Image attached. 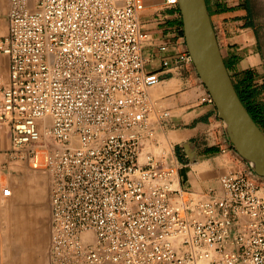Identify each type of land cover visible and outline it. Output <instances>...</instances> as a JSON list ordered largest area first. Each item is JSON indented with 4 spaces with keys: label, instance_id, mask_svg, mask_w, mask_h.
Wrapping results in <instances>:
<instances>
[{
    "label": "built area",
    "instance_id": "2783aa9c",
    "mask_svg": "<svg viewBox=\"0 0 264 264\" xmlns=\"http://www.w3.org/2000/svg\"><path fill=\"white\" fill-rule=\"evenodd\" d=\"M143 9L10 0L0 128L9 157L50 176L54 264H264V176L247 164L198 196L180 188L174 161L145 151L160 78L145 70ZM174 60L194 67L186 45Z\"/></svg>",
    "mask_w": 264,
    "mask_h": 264
},
{
    "label": "crops",
    "instance_id": "0c3cea01",
    "mask_svg": "<svg viewBox=\"0 0 264 264\" xmlns=\"http://www.w3.org/2000/svg\"><path fill=\"white\" fill-rule=\"evenodd\" d=\"M205 1L223 59L232 66L229 74L233 84L247 70L254 74L257 85L263 84L264 0L262 14L253 0ZM143 2L139 22L146 35L142 43L145 70L160 78L149 89L153 104L150 125L155 136L149 144L146 141L145 150L146 146L158 149L168 145L170 158L178 167L181 189L198 196L211 191L219 193L220 177L245 168L247 162L235 152L214 101H203L210 93L195 66L175 63L177 49L186 45L178 4L166 0ZM218 4L234 10L217 12ZM9 7L10 0H0V34L4 32L0 38L8 33ZM160 46H166V50L161 51ZM164 59L169 61L168 66L162 65ZM3 75L6 78L0 81V87L7 85L9 77V58L1 52L0 79ZM261 99L264 100V92ZM162 112L168 115L162 116ZM8 137L6 126L1 125L0 142ZM12 192L10 199H18L14 201L16 210L8 211L10 199L0 205V264H46V194L30 181ZM31 195L35 198L32 203Z\"/></svg>",
    "mask_w": 264,
    "mask_h": 264
},
{
    "label": "water",
    "instance_id": "95a60500",
    "mask_svg": "<svg viewBox=\"0 0 264 264\" xmlns=\"http://www.w3.org/2000/svg\"><path fill=\"white\" fill-rule=\"evenodd\" d=\"M184 36L195 69L213 98L235 152L264 176V132L235 90L205 0H178Z\"/></svg>",
    "mask_w": 264,
    "mask_h": 264
},
{
    "label": "rangeland",
    "instance_id": "374dc122",
    "mask_svg": "<svg viewBox=\"0 0 264 264\" xmlns=\"http://www.w3.org/2000/svg\"><path fill=\"white\" fill-rule=\"evenodd\" d=\"M254 6L257 8L258 12L262 14L263 12V0H253ZM4 34L2 32L0 35ZM1 53V52H0ZM224 60V59H223ZM225 62V61H224ZM232 68V67H231ZM228 70V69H227ZM231 71V69H230ZM229 72V71H228ZM4 77V75H3ZM0 79V81H4L6 77ZM231 77V76H230ZM232 79V78H231ZM233 81V80H232ZM10 140L8 137L0 142V205H4L6 199H10L12 195V191L14 188H19L23 185L24 182L30 181L34 183L37 189H40L42 192L46 194V202H47V258L46 264H54L53 256L51 253V201H50V176L39 170L33 169L31 164L27 161L19 160L17 158L9 157L10 154ZM145 151H151L159 160L172 162L170 156L172 155V151L168 145H164L163 147H159L158 149H154L152 147L146 146ZM3 189H8L9 193H4ZM35 198L31 195L29 200L30 203L33 202ZM16 200V201H15ZM18 201L17 196L12 197L10 202L8 203V211L14 212L16 210V204L14 203ZM14 203V204H13ZM38 264V263H37ZM201 264H208V262H202Z\"/></svg>",
    "mask_w": 264,
    "mask_h": 264
},
{
    "label": "trees",
    "instance_id": "16d2710c",
    "mask_svg": "<svg viewBox=\"0 0 264 264\" xmlns=\"http://www.w3.org/2000/svg\"><path fill=\"white\" fill-rule=\"evenodd\" d=\"M231 10H234V7L222 8L219 4L216 6V11L220 13ZM225 65L228 71L232 67L227 62H225ZM234 87L249 114L264 132V100L261 99L262 93L264 92V83L257 85L254 74L247 70L241 73L238 80L234 83Z\"/></svg>",
    "mask_w": 264,
    "mask_h": 264
},
{
    "label": "bare ground",
    "instance_id": "6f19581e",
    "mask_svg": "<svg viewBox=\"0 0 264 264\" xmlns=\"http://www.w3.org/2000/svg\"><path fill=\"white\" fill-rule=\"evenodd\" d=\"M3 191H4V193H6V194L9 193V190H8V189H3ZM11 196H12V195H11ZM11 196H10V197H11Z\"/></svg>",
    "mask_w": 264,
    "mask_h": 264
}]
</instances>
